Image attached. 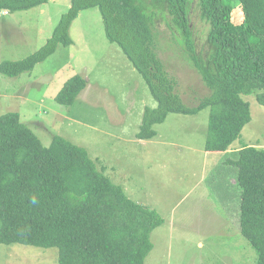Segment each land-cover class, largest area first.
<instances>
[{
    "label": "trees",
    "instance_id": "16d2710c",
    "mask_svg": "<svg viewBox=\"0 0 264 264\" xmlns=\"http://www.w3.org/2000/svg\"><path fill=\"white\" fill-rule=\"evenodd\" d=\"M46 1L0 0V12ZM189 6L190 0H70L45 43L22 59L1 61L0 73L31 71L58 45L72 44L74 19L97 7L107 39L121 48L157 103L145 107L137 138H153L154 125L168 113L195 114L209 107L204 149L229 151L251 119L242 95L253 94L264 107V0H197L207 26L199 47ZM236 9L242 13L237 24ZM156 10L169 15L168 26L180 33L188 60L210 90L192 105L183 101L177 78L157 53ZM86 85L75 74L54 98L70 106ZM227 162L237 168L240 233L256 252L254 264H264V147L242 144ZM163 221L105 176L84 147L59 135L44 146L18 112L0 115V243L56 247L57 264H144L153 246L150 234Z\"/></svg>",
    "mask_w": 264,
    "mask_h": 264
},
{
    "label": "rangeland",
    "instance_id": "374dc122",
    "mask_svg": "<svg viewBox=\"0 0 264 264\" xmlns=\"http://www.w3.org/2000/svg\"><path fill=\"white\" fill-rule=\"evenodd\" d=\"M69 4L47 0L26 10L1 11L0 62L22 59L43 45ZM189 14L199 47L207 26L197 0H190ZM232 16L241 22L239 9ZM152 20L157 53L177 78L183 101L192 105L210 90L188 60L180 33L168 26L169 15L156 10ZM69 35L72 44L58 45L31 71L0 73V115L18 112L44 146L59 135L84 147L130 199L162 216L150 234L153 246L144 264H254L256 252L239 229L237 168L227 160L236 158L238 144L264 147V107L253 94L242 95L251 119L226 152L204 149L209 107L195 114L168 113L154 125L153 138H137L145 107L157 103L121 48L107 39L98 8L80 11ZM75 74L86 79V87L72 105L57 103L56 93ZM57 260L56 247L0 243V264Z\"/></svg>",
    "mask_w": 264,
    "mask_h": 264
},
{
    "label": "crops",
    "instance_id": "0c3cea01",
    "mask_svg": "<svg viewBox=\"0 0 264 264\" xmlns=\"http://www.w3.org/2000/svg\"><path fill=\"white\" fill-rule=\"evenodd\" d=\"M246 144H251V143H246ZM233 145H234V147L236 146L235 143H233ZM241 145H242V144H238V148H240ZM251 145H255V144H251ZM238 148H237V150H238Z\"/></svg>",
    "mask_w": 264,
    "mask_h": 264
}]
</instances>
